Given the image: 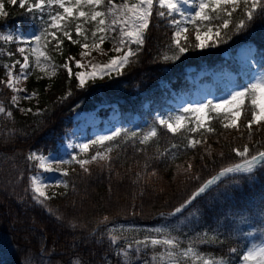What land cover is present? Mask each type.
<instances>
[{
	"label": "trees",
	"instance_id": "obj_1",
	"mask_svg": "<svg viewBox=\"0 0 264 264\" xmlns=\"http://www.w3.org/2000/svg\"><path fill=\"white\" fill-rule=\"evenodd\" d=\"M104 6L105 3L96 10L103 11ZM243 7L233 13L229 28L222 31L226 42L195 48V28L190 24L185 45L189 51L179 59L165 60V55L172 56L176 51L171 47L175 31L171 21L177 17L154 6L145 43L122 74L89 80L84 88L77 86L74 75L70 78L67 70L59 67L82 48L57 32L64 41L60 49L56 50V40L46 49L51 63L57 66L55 74L49 76L36 68L33 56L27 83L28 91L36 93L31 111L12 102L13 91L4 83L9 70L6 65L15 64L21 54L16 44L0 39V104L5 107V112L0 113V239H7L13 246L12 257L0 260V264H146L144 259L151 261L152 253L158 250L148 248L125 261L121 249L127 246L126 241L134 243L135 235L114 231L113 226L152 228L162 223L172 227L171 236L180 241L181 249L193 244L201 254L243 264L244 252L264 241V170L222 177L181 214L173 213L203 182L224 167L240 162L234 148L242 150L247 144L252 154L264 150V124L253 125L249 139L246 123L252 109L248 101L238 122L239 131L225 129L224 114L215 112L210 113L207 125L195 133L184 129L174 135L158 124V115H168L173 108L170 100L181 88L190 87L186 78L188 66L205 70L227 66L246 75L247 69L237 54V46L246 42L253 43L264 57V16L257 15L243 32L234 33L235 23L243 18ZM82 10L89 16L92 12L88 6ZM57 11L62 13L63 9L53 6L42 14L29 13L27 5L21 7L19 0L16 4L6 1L0 32L8 25L39 34L48 26L49 12ZM76 11L73 17L62 21V26H68L73 39L93 43L91 32L97 22L77 18ZM158 11H165V17H160ZM77 24L87 41L76 35ZM100 35L97 32V37ZM132 48L136 50L135 45ZM112 103L118 105L125 122H130L127 124L136 115L153 118L158 136L141 143L140 137L129 139L122 133L105 142L100 149H112L110 162H93L87 166L88 172L75 164L63 177L68 186L63 185L49 196L51 199L39 203L31 182L37 161L30 160L29 155L57 151L63 136L72 128L77 111L100 108L104 112V106ZM9 111L11 116L7 115ZM194 126L195 122L187 124L188 128ZM208 127L214 131L207 132ZM188 136L202 143L196 148L186 147ZM189 164L191 169L185 171ZM113 236L119 238L116 243L112 242ZM205 238H215L216 242H200Z\"/></svg>",
	"mask_w": 264,
	"mask_h": 264
},
{
	"label": "snow or ice",
	"instance_id": "obj_2",
	"mask_svg": "<svg viewBox=\"0 0 264 264\" xmlns=\"http://www.w3.org/2000/svg\"><path fill=\"white\" fill-rule=\"evenodd\" d=\"M108 2L110 7L107 13H105L104 11L96 10L104 3V0H74V3L73 0H35L34 3H30L29 0H19L21 7L27 5V11L29 13L42 14L52 9L53 6H58L59 9H63V12L57 11L55 14L49 12L48 26L41 30L39 34L34 33L30 39L21 38L18 31H10L7 34L0 35V39L5 42H18L22 45H29L27 51L35 56V67L41 72H47V70L51 68L52 74H55L57 66L51 63V56L47 54L46 49L52 40L57 41L55 46L56 50L60 49V45H62L64 41L57 36V32H61L72 44H79L83 49L81 56L87 57L91 55L89 51L90 48L100 49L109 31L115 33L119 30V46H114L112 49V51L118 53V55L111 57L106 64H90L91 71L85 72L80 70L75 73H73L70 64L74 61L76 68L83 69L85 65L80 60L69 57L68 61L59 65V67L67 70L70 78L73 75L75 76L78 80V87L84 88L88 80L95 81L96 79H103L105 76L110 77L113 72L122 74V70L132 62L131 58L136 56L137 52L142 49L145 43L146 33L153 15V8L156 5H158L159 9H167L168 15L179 13L182 17V20L173 19L171 21L175 26L173 44L171 47H174L176 51L172 56L165 55V60L179 59L181 55L189 51V47L185 46L188 43L187 33L189 29L186 26L188 24L193 25L195 28V40L197 43L194 47L202 49L215 46L219 42H226L222 36V31L229 28V25L232 23L233 13L236 12L241 5L244 6L243 18L235 23L234 33L243 32L248 27V23L253 21L257 15L264 16V0H198V3H193L196 10L187 15L181 10V6L188 4L189 0H137V2L133 4L123 3L119 5L113 3V0H108ZM11 3L16 4L17 0H11ZM83 6L92 8L90 16L89 13L82 10ZM3 7V4H0V13L3 12ZM74 9L77 10L75 13L77 18H86L97 22V27L91 32V36L94 38L91 45L87 42L81 43L80 40L73 39L71 31L68 30V26L66 24L62 26V21H65L68 17L74 16ZM108 14H111L112 19L109 24H106V16ZM157 14L162 18L166 15L165 11H158ZM216 21H219V23H214ZM202 27L205 29L204 31L201 30ZM52 29L55 31H52ZM75 32L77 36H84L85 41H87L88 37L79 24L75 26ZM97 32L102 33V35L97 37ZM230 38L231 37H229V39ZM132 45L136 46V50H133ZM18 52L23 56V63L17 60L15 64L20 66L21 74L14 76L12 68H14L15 65H6V67L9 68L7 73L8 80L4 82L14 93L26 91V89L17 87V84H19L22 79H27L26 73L30 68L29 56L25 55L26 48L21 46L18 48ZM8 55H12V53H8ZM249 66H251V62ZM35 95L36 93L33 92L31 96H25L24 98L30 99ZM69 95H71V93H69ZM17 100L18 97L13 95L12 102L16 103ZM246 101H248L252 109L251 119L246 123V127L249 131V139H251L253 125L264 124V72L257 74L248 84L243 85L237 90L231 91L217 103L208 101L207 103L197 104L194 107H186L183 109L184 114L169 117L167 119L159 118L158 124L174 135L180 133L184 129L190 133H195L199 129L205 127V121L209 119L208 112H215L217 114H225V119L228 121L223 124L225 129L231 128L239 131L238 122L242 116ZM27 111H31V109H27ZM4 112L5 107L0 104V113ZM188 114L195 116L196 123L194 127H187L186 121ZM7 115L11 116L12 113L9 111ZM206 130L207 132L214 131L211 127H208ZM122 133L129 139L137 137L135 131L129 133L125 129H118L113 131L111 135L99 136L97 139L92 140L90 144L83 143L74 145L73 147H79L82 152H88L90 145L103 146L105 142L113 141L121 137ZM157 136L158 129L153 127L142 136L141 143H147ZM186 139V147L196 148L198 144L202 143L201 140L194 139L191 136H188ZM172 147L176 148L177 145H172ZM111 151V148H107L105 152L97 151L90 159H78L73 156L70 159L58 161V164L72 165L75 163L85 172H88L89 169L87 166L93 162H97L98 160L110 162L108 153ZM233 151L240 157V162L224 167L217 175L203 182L183 204L175 208L174 215L181 214L189 205H192L197 198L201 197L212 188L213 185H217L218 182H221L222 177H227L230 174H253L257 171L264 170V150H257L252 154L248 145L245 144L242 150L240 148H234ZM220 155L222 156L223 153ZM28 158L37 161L39 167L45 172L59 171L62 176L69 175L67 170L59 167H52V158L49 156L32 153ZM191 167L192 165L189 164L185 171H189ZM154 174L155 173H153V175ZM195 179H199V177H195ZM61 183L64 187L68 186L64 181H61ZM47 187L48 185L44 184L42 181L37 184V177H32V190L34 194H36L35 198L41 204H43L45 200L51 199L44 190ZM156 231L161 232L162 230L157 229ZM111 239L113 243H116L119 238L113 236ZM200 242L210 243L216 241L215 238H205ZM157 246H162L165 251L154 255L152 259L156 261L163 260L164 264H181L178 256L184 257V264H230V260L223 257L215 258L201 254L193 244H189L188 247L181 249L180 241L170 234H165L162 239L146 237L144 240H136L134 245L128 244L126 246L127 250L123 252L124 259L125 261L130 260V253L135 254L149 247L156 248ZM231 251L235 252L236 249H232ZM241 260L243 264H264V242L253 244L244 252L241 256ZM75 264H80V262L76 261Z\"/></svg>",
	"mask_w": 264,
	"mask_h": 264
},
{
	"label": "rangeland",
	"instance_id": "obj_3",
	"mask_svg": "<svg viewBox=\"0 0 264 264\" xmlns=\"http://www.w3.org/2000/svg\"><path fill=\"white\" fill-rule=\"evenodd\" d=\"M11 1V0H0V4H3L5 7V2ZM137 0H113V3L119 5L123 3L133 4L136 3ZM198 3V0H189L188 4H184L181 6V10L185 12L187 15L188 13L194 12L196 9L193 6V3ZM105 6H104V12L107 13L108 8L110 7V4L108 0H104ZM3 7V12L0 13V19L5 16ZM177 14L180 17V20H182V17ZM112 16L111 14H108L106 16V24H109L111 22ZM188 27V25H186ZM10 31H18L19 35L23 39H30L31 36L34 34L33 30H24L20 26L18 27H10L6 26L4 31L0 35H4L9 33ZM119 30H117L115 33L109 31L106 34V39L104 40V43L100 46V49H92L90 48L89 51L91 52L90 56L82 57L81 51L74 55L73 57L75 60H80L85 67L83 69H78L75 67L74 61H72L73 67L72 69H77V71L83 70L85 72L91 71L90 64H106L108 60L111 57H114L118 55V53L112 51L114 46H119ZM2 40V39H1ZM17 46V50L19 47L24 46L26 48L25 55L29 56V64L30 68L27 70V79L21 80L19 84H17V87L21 89H26V91H21L19 93H14L13 95H16L18 97V100L16 103H14L16 106L20 107L22 110L27 111V109L34 110V104L36 101H34L35 96L31 97L30 99H25V96H31L33 92H29L27 89V83L28 80L31 77L32 74V67H33V54L27 51V48L29 45H22L20 43H14ZM90 45L92 43H89ZM104 53V54H102ZM123 54V53H119ZM238 54L240 58L242 59L243 63L245 64L247 70L249 71V75L246 76H237L233 71L227 69H219V70H209L207 73H209L210 76H205L206 72H196L194 74L193 72L196 70L194 67L187 68V76L188 82H190V87L181 88V90L178 92L177 96L174 100H170V103L173 104L175 108L170 109L168 115H158L159 118L167 119L169 117H175L176 115H182L183 109L189 106H196L200 103H207L208 101H212L213 103L219 102L222 98L226 97L231 91L237 90L243 86V84H240V80L245 82V85L251 82L254 77L264 72V65L262 61L264 59L259 56V53L256 51V48L251 44H243L238 47ZM21 63H23V56L21 55V59H19ZM251 62V66H249V63ZM15 65V64H13ZM225 70V71H224ZM9 71V70H8ZM12 72L14 76L20 75V66L15 65L14 68H12ZM116 73V72H113ZM46 75L51 76L52 70L51 68L47 70ZM8 80V76L6 78V81ZM89 81V80H88ZM12 95V96H13ZM107 113L102 114L99 109L93 110V111H79L76 112L74 115V126L72 129H70L67 134L63 137L62 142L59 145V148L55 152H51L48 154L41 153V152H34L38 155H45L52 158V167L56 168L59 167L61 169L67 170L70 172V170L74 167L75 163L72 165L67 164H58V161L60 160H67L71 157L75 156L78 159H90L91 157H88L90 153L93 155L97 152H105L106 149H100V145H90V148L88 152H82L79 147H73L74 145H80L83 143H89L92 140L97 139L99 136L104 135H111L113 131L118 129H125L129 133L131 131H135L137 133V137L142 138V136L147 133L151 128L156 127L157 124L154 122L153 118H142L140 116L135 117V122L133 125L127 126L124 124V121H121V119H124V116L120 114L119 109L116 105H113V108H109V105L106 106ZM211 112H208V116L210 118ZM224 114V113H223ZM225 118V114H224ZM209 120V119H208ZM207 121H205V125H207ZM226 122L227 119H225ZM196 123L195 116L188 114L186 123ZM111 152L108 153L110 156ZM37 177V184H39L41 181L48 185L47 188L44 190L46 191L47 195L50 196L53 193H56L61 189L63 184L61 181H63V177L59 171H53V172H45L42 168L39 167V163L37 162V170L35 173L31 175V181L32 177ZM172 227L166 223L158 224L157 226H152V228H146L140 225H127V224H120L113 226L114 231L121 232L125 235L133 234L135 235L136 240H144L146 237L151 238H164L165 234H170L172 232ZM157 229H161V232H157ZM264 242V241H263ZM126 244H133L134 243H127ZM151 248V247H149ZM157 246L156 248H151L152 250H158L155 252V254L152 253L151 261L145 258L146 264H164L163 260L156 261L153 260L152 257L154 255H157L158 253H163L165 249L160 246ZM122 250V256L123 252L127 250ZM146 250V249H145ZM134 251V249H133ZM13 252V246L10 244V242L2 238L0 239V260H7L8 258H11ZM149 252V251H147ZM137 255H139L138 252H136ZM134 254L130 253V256L132 257ZM184 258L182 256H178V259L181 261V259Z\"/></svg>",
	"mask_w": 264,
	"mask_h": 264
},
{
	"label": "bare ground",
	"instance_id": "obj_4",
	"mask_svg": "<svg viewBox=\"0 0 264 264\" xmlns=\"http://www.w3.org/2000/svg\"><path fill=\"white\" fill-rule=\"evenodd\" d=\"M76 71H77V69H76Z\"/></svg>",
	"mask_w": 264,
	"mask_h": 264
}]
</instances>
